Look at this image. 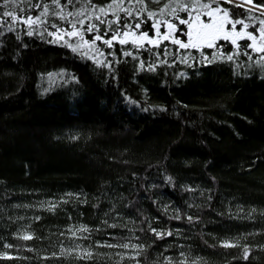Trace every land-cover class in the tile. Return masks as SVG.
<instances>
[{
    "label": "trees",
    "instance_id": "trees-1",
    "mask_svg": "<svg viewBox=\"0 0 264 264\" xmlns=\"http://www.w3.org/2000/svg\"><path fill=\"white\" fill-rule=\"evenodd\" d=\"M240 1L0 0V264H264V0ZM214 7L243 35L189 45Z\"/></svg>",
    "mask_w": 264,
    "mask_h": 264
},
{
    "label": "flooded vegetation",
    "instance_id": "flooded-vegetation-1",
    "mask_svg": "<svg viewBox=\"0 0 264 264\" xmlns=\"http://www.w3.org/2000/svg\"><path fill=\"white\" fill-rule=\"evenodd\" d=\"M215 8V7H214ZM212 9V8H211ZM217 10V14L216 17L213 16L212 18H208L206 17H200L198 20V27L193 26L192 28H188L187 30V34H189L191 32V38L188 39V37L186 38V42L191 45V46H195L197 49H201L203 47H208L210 45L213 44H217L219 43L220 40H226V39H231L236 42L239 38L240 35H243L241 30H237L236 26H231L230 25V19L228 16V13L225 9L223 8H216ZM227 13L226 18L224 19L223 23L221 26H218V21L217 19L220 18V16L223 13ZM200 32V38H198V42H200L201 44H203L205 41L208 40H212L215 39L217 36H219V40L215 41L212 44H209L207 46L203 45V46H197L196 43H194L195 41V36L197 35V33ZM188 36V35H187ZM231 37V38H230ZM161 42L163 41L162 38Z\"/></svg>",
    "mask_w": 264,
    "mask_h": 264
},
{
    "label": "water",
    "instance_id": "water-1",
    "mask_svg": "<svg viewBox=\"0 0 264 264\" xmlns=\"http://www.w3.org/2000/svg\"><path fill=\"white\" fill-rule=\"evenodd\" d=\"M218 12H217V10H216V8H212L210 11H209V13H208V18H212L213 16H215L216 17V15L215 14H217ZM226 16H227V13L225 12V13H223L221 16H220V18H218L217 19V21H218V26H221L222 25V23H223V21H224V19L226 18ZM169 28H170V26H169ZM191 32L188 34V39H190L191 38ZM193 37V36H192ZM196 38H195V41H194V43H196V45L197 46H203V45H205V46H207V45H209V44H212V43H214L215 41H218L219 40V36H217L215 39H212V40H208V41H205L203 44H201L200 42H198V38H200V32L199 33H197V35L195 36Z\"/></svg>",
    "mask_w": 264,
    "mask_h": 264
},
{
    "label": "rangeland",
    "instance_id": "rangeland-1",
    "mask_svg": "<svg viewBox=\"0 0 264 264\" xmlns=\"http://www.w3.org/2000/svg\"><path fill=\"white\" fill-rule=\"evenodd\" d=\"M224 1H227V2H231V3H234L235 4V2H233V1H238V0H224ZM241 6H244V7H246V8H250V9H254V10H257L258 11V9H256L255 7H253L252 5H251V3L249 2V1H245V2H242V5ZM209 11H210V8H208L204 13H202V15L204 16H206L208 13H209ZM261 11V10H260ZM198 22H199V20L198 19H196L193 23H191V25H190V28H192L193 26H195V27H198ZM160 28L158 27V30H159ZM167 34V35H166ZM168 35H170V36H173V33L172 32H167V33H165V37L166 36H168ZM231 38V37H230ZM232 39V38H231Z\"/></svg>",
    "mask_w": 264,
    "mask_h": 264
},
{
    "label": "bare ground",
    "instance_id": "bare-ground-1",
    "mask_svg": "<svg viewBox=\"0 0 264 264\" xmlns=\"http://www.w3.org/2000/svg\"><path fill=\"white\" fill-rule=\"evenodd\" d=\"M235 2L236 5H242V1L238 0V1H233ZM234 4V3H233ZM188 35V34H187Z\"/></svg>",
    "mask_w": 264,
    "mask_h": 264
}]
</instances>
